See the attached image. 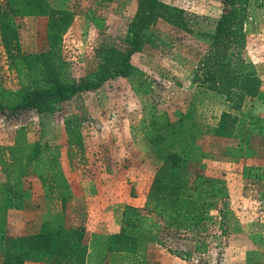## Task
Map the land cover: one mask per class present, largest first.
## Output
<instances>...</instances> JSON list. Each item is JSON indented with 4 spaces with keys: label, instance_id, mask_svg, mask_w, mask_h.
I'll use <instances>...</instances> for the list:
<instances>
[{
    "label": "rangeland",
    "instance_id": "rangeland-1",
    "mask_svg": "<svg viewBox=\"0 0 264 264\" xmlns=\"http://www.w3.org/2000/svg\"><path fill=\"white\" fill-rule=\"evenodd\" d=\"M161 1L183 10L187 29L159 18L146 31L144 46L132 57V76L82 93L59 105L52 115L25 110L17 117L0 116V264L7 239L55 227L82 226L89 236L99 235L97 243L100 236L121 231V222L117 232L114 226L126 206L153 209L157 196L150 186L165 158V141L176 135L178 143L181 134L191 128L199 132L196 148L201 153L193 160L187 158L188 164L196 172L226 181L228 209L211 200L203 218L190 229L162 222L150 230L129 229L139 239L136 256L110 254L105 264H264V181L255 177L264 174V139L247 134L250 117H264V0L251 1L245 52L260 78V93L255 99L237 101H228L225 95L193 82L194 69L211 49V37L223 12L222 0ZM48 3L75 12L61 40L64 80L94 76L106 49H129V31L139 0ZM17 23L24 53L37 55L48 49L47 16H26ZM22 98L20 80L0 35V100L14 106ZM222 114L230 121L235 119L233 135L205 140L202 132L215 126ZM161 116L172 127L159 133L151 124ZM68 119L80 124L72 135L66 132ZM28 125L31 143L49 140L61 148L50 147L58 152L51 159L53 176L44 181L27 177L24 186L30 191L18 200L3 192L7 181L4 165L12 159L11 153L6 160L15 129ZM69 139L78 144H69ZM204 166L217 168V173L207 174ZM60 183L68 198L65 207ZM21 208L30 216L21 217ZM107 220L115 224L105 230L101 226ZM88 243L90 254H95L91 247L93 243L95 248V241Z\"/></svg>",
    "mask_w": 264,
    "mask_h": 264
},
{
    "label": "trees",
    "instance_id": "trees-1",
    "mask_svg": "<svg viewBox=\"0 0 264 264\" xmlns=\"http://www.w3.org/2000/svg\"><path fill=\"white\" fill-rule=\"evenodd\" d=\"M251 1L222 0L223 12L211 37V49L193 71L194 83L225 95L228 101L245 97L255 99L261 89L255 66L245 58ZM26 16H47L49 19V46L37 55H27L21 46L17 20ZM74 17L75 12L56 9L50 6L48 0H4V3L0 0V35L23 92V98L17 105H7L0 100V116L17 117L25 110L35 111L39 115H52L59 105L82 93L98 90L116 78L132 76L135 72L132 57L144 46L146 31L159 18L187 29L183 10L169 7L161 0H139L129 31L132 32L129 49L125 52L106 49L104 62L94 76L79 81H66L62 78L60 47L62 35ZM34 70L40 74L33 73ZM164 117H155L152 121L151 126L156 132L160 133L172 126ZM228 117L222 114L215 126L206 128L202 133L216 138L231 137L236 129L235 119L230 121ZM67 122V131L72 135L80 124L69 119ZM197 133L191 128L181 134L178 143H175L178 138L176 135L165 141V158L150 186V191L157 196L155 207L146 209L126 206L120 232L102 235L99 237L101 242L97 243L99 235L89 236L82 226L55 227L7 239L3 247L5 252L2 264H105L110 254L135 257L139 239L130 234L129 229L150 230L151 226L160 222L172 228L190 229L203 218L211 200L220 201L226 211L230 199L226 181L196 172L188 164L187 158L193 160L194 155H190L192 149L188 147L187 139ZM247 134L264 139V117L252 115ZM26 143V136L19 132L12 150V159L5 164L6 189L18 198L22 197L23 191H27L24 185L29 176H42L46 164L52 168L51 159L58 155V152L53 151L56 149L48 146L41 149L39 145L32 146L28 152ZM69 144H78V141L69 139ZM174 146H178L179 151ZM49 150L54 153L45 154ZM255 177L264 181L263 173H257ZM59 185L62 189V183ZM62 193L65 207L68 198L63 189ZM90 240L96 243L95 248L91 244L96 250L95 254L89 252Z\"/></svg>",
    "mask_w": 264,
    "mask_h": 264
},
{
    "label": "crops",
    "instance_id": "crops-1",
    "mask_svg": "<svg viewBox=\"0 0 264 264\" xmlns=\"http://www.w3.org/2000/svg\"><path fill=\"white\" fill-rule=\"evenodd\" d=\"M44 115V114H43ZM172 127V126H171ZM170 127V128H171ZM189 127V126H188ZM30 130H31V125H28V126H26V127H23V128H18V129H15V131H14V138H13V144H12V146L11 147H9V149H8V151H7V158H6V160H9V157L11 156V153H12V150L14 149V147H15V144H16V136L19 134V132L20 133H23V135H25L26 136V139H27V143H26V146H27V151L28 152H30V150H31V147L32 146H34V145H39L40 147H41V149H44V148H46L47 146L48 147H53V148H61V145H59V143H52L51 141H49V140H46V141H44V143H31L30 142V138H29V132H30ZM66 132H67V135L69 134L68 133V131H67V129H66ZM196 134H194L192 137H190L189 139H187L188 141H187V144H188V147H190L191 149H192V152L190 153V155L191 156H193V155H196V153L198 152L199 154L201 153L200 152V150L199 149H197L196 148V139H197V137L195 136ZM205 135V140H213L215 137L214 136H210V135H206V134H204ZM207 136V137H206ZM43 144V145H42ZM6 164V163H5ZM202 168V170H204L207 174L208 173H211V174H215V172H216V170H218L217 168H214V167H209V166H204V167H201ZM5 169H6V167H5V165H4V172H5V174H6V171H5ZM43 171V175L42 176H40V177H37L36 175H30L29 177H30V179H34V178H36V179H43V181H44V179H47V177H51V176H53V171H52V169L50 168V165H48V164H46V166L44 167V170H42ZM217 173V172H216ZM58 185V187H59V190H60V193H62V190H61V187H60V185L59 184H57ZM28 191H26V192H24L23 191V194H22V197L21 198H18V197H15L13 194H11L10 192H8L7 191V189H6V186H5V189H4V191L3 192H7L9 195H10V197L11 198H17L18 200H21V199H24L25 197H26V195L28 194V192L30 191V188H26ZM61 201H62V194H61ZM20 215H21V217H29L30 215H29V212H27V210L25 209V208H21V210H19V212H18ZM18 214V215H19ZM14 216H15V214H14ZM121 220V219H120ZM119 220V223L117 224V225H115L114 226V224H115V222L114 221H111V223H110V221L109 220H107L106 222H105V224L103 223L102 224V228L103 229H107V228H110V225L111 224H113V226L114 227H116L117 226V229H115L114 230V232H117L118 231V228H119V225H121L120 224V221ZM26 264H43V263H32V262H28V263H26Z\"/></svg>",
    "mask_w": 264,
    "mask_h": 264
}]
</instances>
